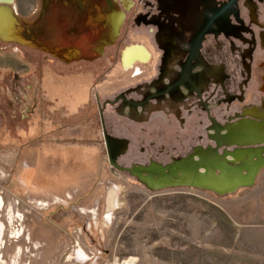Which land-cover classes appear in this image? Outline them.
Masks as SVG:
<instances>
[{
  "label": "rangeland",
  "instance_id": "obj_1",
  "mask_svg": "<svg viewBox=\"0 0 264 264\" xmlns=\"http://www.w3.org/2000/svg\"><path fill=\"white\" fill-rule=\"evenodd\" d=\"M17 4L24 17L40 6ZM113 50L65 63L0 40V264H264L258 190L154 192L109 164L94 96L125 83H92ZM115 186L119 207L107 224Z\"/></svg>",
  "mask_w": 264,
  "mask_h": 264
},
{
  "label": "flooded vegetation",
  "instance_id": "obj_2",
  "mask_svg": "<svg viewBox=\"0 0 264 264\" xmlns=\"http://www.w3.org/2000/svg\"><path fill=\"white\" fill-rule=\"evenodd\" d=\"M117 3L125 13L124 28L110 46V67L94 70L92 83L94 88L125 83L94 96L97 142L109 164L111 155L123 169L118 170L150 191L232 195L191 185L205 176L209 187L215 167L226 179L230 170L264 165V142L258 144L264 141V0ZM39 5L30 17L51 12L55 0ZM10 6L20 15L17 0ZM243 128L255 144L240 145Z\"/></svg>",
  "mask_w": 264,
  "mask_h": 264
},
{
  "label": "water",
  "instance_id": "obj_3",
  "mask_svg": "<svg viewBox=\"0 0 264 264\" xmlns=\"http://www.w3.org/2000/svg\"><path fill=\"white\" fill-rule=\"evenodd\" d=\"M12 3V0L0 2V40L45 52L65 63L102 57L105 49L119 37L125 19L117 0H55L51 12L43 9L35 17L19 15L10 6ZM239 132L245 135L240 145L255 144L248 128ZM239 132H235L236 137ZM252 158L249 156L248 163ZM109 161L113 167L123 170L111 155ZM263 168L264 165H248L240 171L230 170L229 177L223 179L222 174L217 175L215 167L209 187L200 173L198 176H203V182L191 186L208 188L219 195L233 194L240 188H253Z\"/></svg>",
  "mask_w": 264,
  "mask_h": 264
},
{
  "label": "bare ground",
  "instance_id": "obj_4",
  "mask_svg": "<svg viewBox=\"0 0 264 264\" xmlns=\"http://www.w3.org/2000/svg\"><path fill=\"white\" fill-rule=\"evenodd\" d=\"M1 1H11V0H0V2ZM12 2H13V0H12ZM118 192H119V189H117L116 186L110 188V190L108 191V194H107V215L105 216V223H107V224L112 221L113 213L119 207ZM2 206H3V200L0 198V208ZM4 229H5V226L0 221V237H2V235L4 233ZM0 247H1V244H0ZM78 256H79V258H81V261L82 260L84 261L87 258V256L85 255V253L81 249H78ZM83 261H82V263H84ZM115 264H134V262L132 260L124 261L122 263H118L116 261Z\"/></svg>",
  "mask_w": 264,
  "mask_h": 264
},
{
  "label": "crops",
  "instance_id": "obj_5",
  "mask_svg": "<svg viewBox=\"0 0 264 264\" xmlns=\"http://www.w3.org/2000/svg\"><path fill=\"white\" fill-rule=\"evenodd\" d=\"M20 71L23 72L22 70H20ZM245 189H255V190L259 191V197H258V199H259L258 202L260 203L259 218L261 220H264V170L261 171L259 177L257 178L256 185L253 188H245Z\"/></svg>",
  "mask_w": 264,
  "mask_h": 264
}]
</instances>
